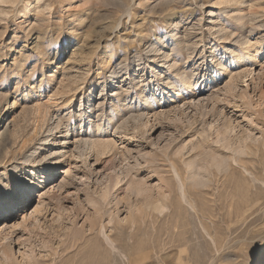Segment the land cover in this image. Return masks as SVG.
I'll return each mask as SVG.
<instances>
[{"label":"rangeland","instance_id":"obj_1","mask_svg":"<svg viewBox=\"0 0 264 264\" xmlns=\"http://www.w3.org/2000/svg\"><path fill=\"white\" fill-rule=\"evenodd\" d=\"M170 66L198 84L162 100L179 81ZM151 97L140 121L103 135L116 142L105 155L64 140L81 103L84 131ZM0 113L21 131L0 150L5 186L40 138L41 158L60 156L29 207L0 218L11 263L264 264L250 243L264 235V0H0Z\"/></svg>","mask_w":264,"mask_h":264},{"label":"bare ground","instance_id":"obj_2","mask_svg":"<svg viewBox=\"0 0 264 264\" xmlns=\"http://www.w3.org/2000/svg\"><path fill=\"white\" fill-rule=\"evenodd\" d=\"M23 2V1H22ZM128 9V8H127ZM127 14V13H126ZM209 15L212 17H214V12H210ZM121 21V20H120ZM217 23V22H216ZM254 24V23H253ZM117 25V24H116ZM262 27V25H261ZM111 28V27H110ZM224 28V27H223ZM260 28V27H259ZM221 29V28H220ZM258 29V28H257ZM224 32V31H223ZM218 33V32H217ZM222 35V34H221ZM226 35V34H225ZM81 47V46H80ZM100 47V46H99ZM77 49V48H76ZM82 51V49H81ZM79 54V53H78ZM81 54V52H80ZM83 55V53L81 54V56ZM85 55V54H84ZM234 55V54H233ZM239 55V54H238ZM237 55V56H238ZM75 57H77L76 55H74ZM81 56H79L81 58ZM83 57V56H82ZM86 57V56H85ZM81 58L82 62L83 61H87L88 58ZM88 57V56H87ZM165 59H167V56H164ZM239 57V56H238ZM78 58V57H77ZM234 58V57H233ZM236 58V57H235ZM76 61V60H75ZM90 61V60H89ZM78 63V62H77ZM222 63V62H221ZM221 63H219L218 65V68H221ZM82 64V63H81ZM171 68L174 67L173 69L175 71L178 72V69L180 68H177L175 66H170ZM226 67L224 68H221L224 72H225V69ZM191 72V71H190ZM179 73V72H178ZM195 72H193L192 74H186V71H183V72H180L178 74L177 77H179V81H175V82H170V88L168 89V93L165 92L163 93V97H162V100L165 99V96L169 95L170 92L174 93L175 95H178L181 91H183V86H187V89H190L192 86H195V84L197 83L195 80H197V77L199 76V74H194ZM222 75L221 72L219 71H216L214 72V78H218ZM71 77V76H70ZM201 79V78H200ZM113 84V83H112ZM198 84V83H197ZM105 86V85H104ZM185 89V88H184ZM141 93V92H140ZM63 95V94H62ZM63 97V96H61ZM90 101L89 102H92L94 101L93 100V97H90ZM141 98V97H140ZM143 98V97H142ZM143 100V99H142ZM7 101V100H6ZM144 105L142 106H138L136 108V110H129L128 111V114H124L122 117L120 116L121 114V110L118 109V111H114L115 114H113L112 116H110L106 122L102 121H99L98 120V116H95L93 117L94 119H96L98 122H96V120L94 121H89V124L87 126V128L83 131V124L85 122V118L83 119V111H82V107L84 106L83 103L80 104V108L78 110V114L79 116L77 117V115L74 113L72 115L69 116V122L66 123V136L64 137V140H68V137L74 132L75 133H78V143L80 145H82L83 147L86 146L88 148H90L91 150H94L96 151V154L97 156H99L100 154H103L105 155L107 152H110L111 149H113V147L116 145V142H111V141H105L104 140V134L106 133H112L113 130L116 132V131H120V130H123V129H126L127 125L131 122V121H134V122H138L140 121V119L142 118V114L143 112H146L147 110H150L152 109L153 106H155V104L158 102L157 101V98L156 97H151V98H147L145 99L144 101ZM7 105H10V101L8 100L7 102ZM6 105V106H7ZM129 105V104H128ZM69 106V105H68ZM117 106V105H116ZM92 107V106H91ZM90 108V107H89ZM50 109V108H49ZM87 109V108H86ZM129 109V108H128ZM120 110V111H119ZM39 115L40 116H45L47 115L48 113H44L42 112V108L41 106H39ZM45 111V110H44ZM82 111V113H81ZM87 112V111H86ZM2 113V112H1ZM1 113H0V121L3 119L1 117ZM95 113V112H94ZM51 115V114H50ZM48 116V117H51V116ZM56 116V115H55ZM67 116V115H66ZM100 117H102V115L100 114ZM99 117V118H100ZM105 117V116H104ZM125 117V118H124ZM44 118H47V117H44ZM57 119H59L58 117H56ZM91 118V117H90ZM71 119H76L75 121V124H77L78 126L75 127V128H78V130H74L75 129L74 127L72 128L71 126L74 124L72 122H70ZM14 119H12L11 121L6 120V121H9L8 123L6 122L4 124V126L2 128H0V131L1 134H0V150L2 151H7L10 150L8 149L9 147H12V146H16V144L18 143V138L20 136V132L19 130H16L15 128L12 129V126H14ZM49 120V119H48ZM47 120V121H48ZM46 121V120H45ZM50 121V120H49ZM53 123L51 124V129L53 128L54 130L56 129L59 130L60 128V122H57L52 118L51 120ZM66 122V121H65ZM49 123V122H48ZM16 125V124H15ZM50 126V125H49ZM62 126V125H61ZM52 129V130H53ZM51 131V130H50ZM60 133V131H58ZM52 135V134H51ZM77 136V134H76ZM51 138V137H50ZM49 136H45V137H42L38 140V143L40 141L39 144H37V146L35 148H33L29 153H27V155H24V156H21L18 161H20L21 163L20 164H17L15 165L14 167H12L10 169V172L11 174L15 173L17 176H18V180H17V183L15 185H17L18 183H20L22 180H26L28 182L29 185H31V193L33 192V190H35L36 188H40L41 185H43L44 183H46L47 181H51L53 178H55V172H56V164L57 162L59 161L60 159V156H55V158L53 160H51L50 158L48 157H45V158H41V152L46 148L48 147V145L50 144V139ZM65 143V142H64ZM79 145V146H80ZM81 146V147H82ZM80 148V147H79ZM29 151V150H28ZM6 152V153H7ZM9 153V152H8ZM61 154V153H60ZM224 161H218L215 165H217V168H219L220 170L222 169V165ZM33 165H36V167H32ZM221 167V168H220ZM29 168V169H27ZM218 169V170H219ZM220 172V171H219ZM222 172V171H221ZM220 172V173H221ZM223 172H225L223 170ZM222 172V173H223ZM177 175V174H176ZM14 176V175H13ZM179 176V174L177 175ZM4 178H5V175L2 176L0 175V183H3L4 184ZM179 178V177H178ZM180 179V178H179ZM199 182V186L200 185H203L205 186L202 182H200V180L198 181ZM196 182V184L198 183ZM120 182H117L116 184H114V188L115 187H118ZM205 183V182H204ZM208 182H206V185H207ZM180 184V182H179ZM195 184V185H196ZM14 185V186H15ZM187 185V184H186ZM196 185V186H198ZM14 186H10V188L8 186H5V188L8 190V191H11L13 189ZM180 186V191H181V198L182 200H184L186 202L187 200V191H186V186L183 182H181V184L179 185ZM193 187V186H192ZM201 187V186H200ZM210 187V186H209ZM191 188V187H190ZM189 188V190H190ZM195 188V187H193ZM192 188V189H193ZM207 188V187H206ZM117 189V188H116ZM188 189V188H187ZM196 189V188H195ZM109 195V187L106 188V191L103 195L104 198H107ZM189 195V194H188ZM5 213L6 214H2L0 216L3 217L4 215L6 216V218L4 220H2L3 222L6 221V220H12L13 217L15 215H17V208H19V205H14L12 202H11V198L10 197H5ZM192 199V198H191ZM30 198L29 200L27 201V207H29L30 205ZM41 202V201H40ZM43 203V202H42ZM171 206V205H170ZM190 206L195 209V206L192 205V203H190ZM168 208V207H167ZM166 208V209H167ZM171 209V208H169ZM29 212V211H28ZM4 216V217H5ZM2 223V222H1ZM8 225L7 224V228H8ZM2 237V238H1ZM0 238L2 239V243H0V251L2 250L3 247H5L6 245H4V242L8 241V239L10 238L9 235H6V236H0ZM107 241H109V244H114V241L112 240V238H109L107 237ZM164 245V244H163ZM168 245V244H167ZM164 249V248H163ZM162 250V249H161ZM2 255L5 257V260L7 263L5 264H13L11 263V258L9 256V254L5 251V250H2ZM162 256V255H161ZM166 257V256H164ZM162 260L163 257H162ZM167 260V259H166ZM165 262V261H164ZM0 264H3L0 262Z\"/></svg>","mask_w":264,"mask_h":264},{"label":"snow or ice","instance_id":"obj_3","mask_svg":"<svg viewBox=\"0 0 264 264\" xmlns=\"http://www.w3.org/2000/svg\"><path fill=\"white\" fill-rule=\"evenodd\" d=\"M31 185L26 180H22L15 185L11 191L5 188L3 183H0V215L5 211V197H10L14 205H24L31 197ZM251 243L252 252L264 253V235L253 237ZM252 264H262L261 261L253 260Z\"/></svg>","mask_w":264,"mask_h":264}]
</instances>
